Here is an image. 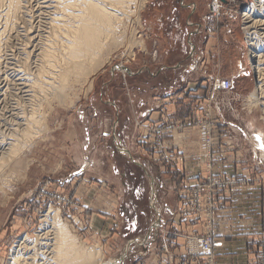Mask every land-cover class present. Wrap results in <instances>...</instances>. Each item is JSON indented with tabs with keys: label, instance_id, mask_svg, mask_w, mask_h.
I'll return each instance as SVG.
<instances>
[{
	"label": "rangeland",
	"instance_id": "1",
	"mask_svg": "<svg viewBox=\"0 0 264 264\" xmlns=\"http://www.w3.org/2000/svg\"><path fill=\"white\" fill-rule=\"evenodd\" d=\"M147 2H129L132 14L117 24L119 28L114 33L116 43L107 49L110 54L107 61L89 77H79L81 80L72 77L62 100L55 99L52 92L46 90L45 94H36L39 97H36V101L16 86H10L9 93L0 96V136L7 134L8 137L12 133L11 128H16L13 126L16 119L23 114L28 115L29 109L35 107L33 111L37 113L39 109L40 112L36 115L37 119L40 118L37 120L39 122L32 129L33 138L21 145V153L18 152L15 159L12 157L14 160L11 158L7 161L5 158L3 168L0 167V264H9L12 252L25 238H35L47 209L59 210V216L80 243L91 247L97 245L102 254L101 264H216L218 257L225 254L222 253L224 239H227L223 234L228 233L225 226L234 218L232 215H237L233 211V204L228 205L226 199L232 198L231 193L242 192L246 188L260 194L264 219V109L253 101L258 96L254 69L256 59L245 30L248 21L245 14L253 13L255 9H251V6L255 0H247L240 13L244 47L241 54L245 58L243 68H240V72H236L237 68L232 70L237 75L235 84L232 83V96L227 95L228 92L214 95L215 104L210 120L212 139L218 138L236 146L235 152H239L242 165L248 171L246 177L216 174L214 160L217 157L214 158L213 147L210 150L211 177L206 176L207 162L203 151L200 159L204 163L197 169L196 177L191 176L188 170V152L191 148L188 143L182 145L180 150L166 143L170 131L175 130L183 142L196 141L199 135L202 140L203 112L210 98V88L215 80L223 78L216 77L204 83V93L198 100L184 94L181 97L177 94L167 98H150L147 106L149 113L144 118L134 120L132 128L135 130L131 128L120 134L122 137H133L135 132L136 145L132 143L126 146L122 141L123 146L116 147L110 138L99 139V124L106 117L105 113L111 115V110L96 98L100 99L102 95L103 100L107 101L116 97L118 114L123 118L127 108L124 99L128 98L124 92V71L130 62L140 60L142 50H145L142 14ZM211 5L212 2L208 5L209 14L216 24L227 9L222 6L216 14L211 12ZM7 52L4 54H11ZM13 66L18 68L14 64L10 67ZM115 66L122 69L110 76L109 69ZM199 68L206 70L207 65ZM169 69L165 72V78L178 75ZM101 74H106L107 78L102 77L99 82L103 84L94 89L92 80ZM165 87H173L170 80L165 81ZM227 102L226 107L224 103ZM79 107L84 110V118L80 117L82 120L78 118ZM165 107H169V111ZM180 110L183 112L181 118ZM22 111L24 113L19 115ZM154 113L158 116L151 119ZM217 113L225 116L222 122L229 123V126L217 119ZM175 124L179 126L178 129ZM83 125L88 130L86 140ZM217 126L220 130H216ZM201 143L203 145V140ZM222 149L219 146L216 151ZM169 154H174L173 162ZM196 190L201 194H197ZM96 200L97 208L101 209L99 212H94L98 209L92 206ZM195 201L202 205L201 210L194 208ZM91 213L101 214L105 218V223L96 221L98 226L104 227L102 234H95L91 230ZM207 232L219 244L211 252L212 259H207L199 251L196 255H186L191 237L199 238ZM257 232L245 239L239 238V244L235 243L234 248L230 244L227 255L245 250L247 264H264V224ZM245 240V248L240 249ZM190 248L195 250V247ZM239 254L243 256V252Z\"/></svg>",
	"mask_w": 264,
	"mask_h": 264
},
{
	"label": "bare ground",
	"instance_id": "2",
	"mask_svg": "<svg viewBox=\"0 0 264 264\" xmlns=\"http://www.w3.org/2000/svg\"><path fill=\"white\" fill-rule=\"evenodd\" d=\"M130 1L0 0V96L10 90V86H16L36 101L39 99L36 94H45L46 90H50L55 99L62 100L72 77H89L107 61L110 55L107 49L116 43L117 24L132 14ZM251 9H255L251 15L250 10L245 14L248 20L245 30L256 59L258 96L253 101L264 109V53H261L264 49H257L264 48V0H255ZM7 47L9 55L4 54ZM104 51H107L105 55ZM12 64L18 68L10 67ZM33 108L28 115L16 119V124L13 123L16 128H11L8 137L7 134L0 136V167L5 158L8 161L18 155L21 145L33 138L32 129L40 119L36 117L39 109L36 113ZM47 210L39 233L34 239L25 238L18 244L9 264H101L102 254L97 245L80 243L59 216V210Z\"/></svg>",
	"mask_w": 264,
	"mask_h": 264
},
{
	"label": "crops",
	"instance_id": "3",
	"mask_svg": "<svg viewBox=\"0 0 264 264\" xmlns=\"http://www.w3.org/2000/svg\"><path fill=\"white\" fill-rule=\"evenodd\" d=\"M148 1L142 14L144 19L143 37L145 50H142L141 59H135L130 62L124 71V92L128 98L127 100L124 99L127 108L123 118L119 117L116 97L107 101L103 100L102 95L100 97L101 100L96 98L99 102L101 101L102 105H106L105 108L108 107L111 110L109 111L111 115L108 116L105 113L104 116L106 117L99 124V130L101 131L99 139L110 138L116 147L118 145L123 146L122 141H124L126 146H131L132 143L136 145V134L134 131L135 136L133 137L127 135L122 137L120 134L130 131L134 120L144 118L149 113L147 106L150 98H167L177 94L181 97L184 94L189 98L198 100L204 93V83L207 84L216 77L229 79L235 84L237 75L232 70L237 68L236 72H240V68H243L244 64L245 58L241 54L244 47L240 32V13L245 7L247 0H218L227 10L223 15L221 14L222 16L217 20L216 24L208 10V5L213 0ZM205 64L207 65L206 70H201L199 66ZM119 68V66L110 68V76H114V72L119 71ZM167 69L173 70L178 75L172 78H165ZM102 73H105V71ZM102 77L107 78L106 74L104 76L101 74L92 80L94 89L99 84H103L101 81L99 82ZM167 79L173 84L170 89L165 87ZM231 92L232 90L227 95L232 96ZM224 105L228 106V102L227 104L224 103ZM169 107H165V109L169 111ZM83 112L84 110L80 109V107L77 108L79 119L80 117L84 118ZM178 113L180 115L179 118H181L183 112L180 110ZM156 115V113L152 114L151 119ZM217 117L221 122L225 120V116H219L218 113ZM221 124L219 123V125ZM224 124L229 126V123ZM217 128L218 126L216 130H220ZM132 130H135V128H132ZM87 131V127L83 125L82 132L85 140L89 137L86 136ZM176 131H170L166 138V143L168 146L178 150H180L182 145H187L188 143L191 148V151L188 152L190 155L188 170L191 176L196 177L199 172L197 169L204 163L200 159L203 151L200 135L199 133L197 134L199 136L196 141L183 142L184 140L176 135ZM217 139H214L213 145L214 158L217 157L214 160V172L220 176L242 175L246 177L248 171L242 165L239 152H235L234 147L236 146L231 142ZM253 143L255 147L256 144L255 142ZM219 146H222L223 149L216 151ZM247 189L249 188L242 192L231 193L232 198L226 199L228 205L233 204V211H236L237 215H232L234 218L228 221L227 226H225L228 228V233L223 234L227 236V239H224L225 246L222 249L224 250L222 253L225 254L223 257H218L216 264H247L245 250L230 253L231 256H229L227 255L228 248L230 244H232L231 248H234L239 238L245 239L251 233L258 234V228L264 224L261 196L256 193L257 191H247ZM98 195L101 196L100 192ZM92 206L98 209L94 210V212L101 211L100 208H97V200ZM174 217L172 218L173 220ZM90 218L92 220L91 230L93 233H101L104 227L98 226L96 221L105 223L103 215L91 213ZM241 244L240 249H243L246 240ZM239 252H243V256Z\"/></svg>",
	"mask_w": 264,
	"mask_h": 264
},
{
	"label": "built area",
	"instance_id": "4",
	"mask_svg": "<svg viewBox=\"0 0 264 264\" xmlns=\"http://www.w3.org/2000/svg\"><path fill=\"white\" fill-rule=\"evenodd\" d=\"M221 8H222V5L220 3H218V0H213L211 8H210L211 12L217 14ZM231 89H232V82L230 80H227V79L215 80L212 83V86L210 88V98H209L207 106L203 112V116H204L203 123H204V125L202 126L203 127V129H202L203 130L202 140H203V153H204L203 156L205 158V162H207V164L205 166V168L207 169L206 170V176L211 177V175H212V173L210 172L211 165H212L211 160H210V158L212 156L210 154V152H211L210 150L212 149V147L214 145V139H212V134H213L212 126H211L212 122H210V120L212 121L211 109L213 108V106L215 104V100H213L215 98L214 95L219 94V93H227ZM178 127L179 126H177V124H175V128L178 129ZM168 157L172 162L175 160L174 154L173 155L169 154ZM200 157H202V155ZM195 192L197 194H201L200 193L201 191L196 190ZM193 206L197 210L202 209V205L198 201H195ZM210 234H211L210 232H207L204 236L199 237V238L191 237V240L189 241V245H187L188 246V252L186 253V255H196V254H199L197 252V251H199L200 253L205 254L207 259L211 260L212 259L211 252L215 247L219 246V244L215 242V240L212 238V236ZM190 247H195V250H193ZM163 249H165V248H163Z\"/></svg>",
	"mask_w": 264,
	"mask_h": 264
}]
</instances>
